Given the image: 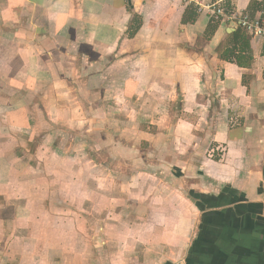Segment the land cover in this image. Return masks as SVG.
Wrapping results in <instances>:
<instances>
[{
	"label": "crops",
	"instance_id": "crops-1",
	"mask_svg": "<svg viewBox=\"0 0 264 264\" xmlns=\"http://www.w3.org/2000/svg\"><path fill=\"white\" fill-rule=\"evenodd\" d=\"M214 1L0 0V264H264V39L250 37L235 21L216 22L208 10L198 12V4ZM225 5L264 19V0H225ZM192 6L198 17L184 24ZM227 50L233 62L220 58ZM249 50L252 66L244 60ZM72 88L83 98L68 99ZM139 96L152 110L133 111ZM103 97L109 100L108 118L122 121L151 113L150 119H160L166 104H182L174 129H158L156 135L164 137L156 144L148 133L144 137L178 156L177 162L162 159L174 163L175 171L184 173L180 157L188 161L204 153L202 147L218 158L199 157L189 174L200 182L184 181L179 188L150 183L161 196L174 192L172 201L158 207L157 195H131L139 207L126 217L136 220L139 226L131 230L139 233L111 240L101 260L96 245L84 248L80 224L68 231V217L48 203L31 204L9 173L34 166L33 157L23 164L24 155L32 147L47 148L53 120L68 117L63 109L69 102L87 99L99 108ZM213 100L225 108L221 112L229 122L205 131L203 138L187 127L190 122L183 128V115L196 120L194 110L208 109ZM117 101L129 104L124 114L117 115ZM182 134L189 145L182 144ZM79 169L61 165L62 191L79 179ZM84 184L78 181L71 196L79 199ZM47 194L49 202L54 199ZM199 196L229 198L221 206L206 203L202 211Z\"/></svg>",
	"mask_w": 264,
	"mask_h": 264
},
{
	"label": "rangeland",
	"instance_id": "rangeland-1",
	"mask_svg": "<svg viewBox=\"0 0 264 264\" xmlns=\"http://www.w3.org/2000/svg\"><path fill=\"white\" fill-rule=\"evenodd\" d=\"M203 81L210 82L204 77ZM77 90L72 88L74 93L70 94L68 99L73 96L83 98ZM207 91L208 95L215 96L211 93L210 88ZM105 92L104 90L103 94ZM163 95L167 97V91ZM139 97L136 98L137 103L134 105L133 111L137 108L139 110H152L151 104L146 105L144 97ZM87 99L82 104H79L78 100L69 102L68 107L63 109L70 113L68 117L53 120L54 136L52 142L48 141L49 139L46 141L47 148L32 147V150L24 155L23 164L29 163L33 157L32 160L36 162L34 166L29 169L17 170L14 173L11 170L9 177H15L12 181L15 187H18L21 196L23 194L27 200H34L33 203L30 202L31 204L36 206L48 203L51 205V209L57 208V212L68 217V231L75 228L74 223L78 226L80 224L79 230L85 233V238H81V241L84 243L86 240L87 242L84 248H91L96 245V251L99 255L97 256L104 260L111 240L122 241L127 238V235L135 238L139 233L138 230H131L139 226L136 224V220L126 217L131 215V211L139 207L138 203L130 201L131 195H133V199L137 197L138 199L140 197L150 199L151 195H155V197L157 195L155 198V200L158 199L155 201L156 207L163 201H172L174 192L171 195L161 196L150 183H169L179 188V185H182L184 181L186 183L200 182L201 179H197L196 174L191 176L189 172L195 173L201 155L209 156L210 154L211 158H218L216 156L218 153L212 152L211 149L205 152L202 147L199 150L200 152L204 151V153L194 154L193 158L188 161L184 160L183 156H179L181 161L186 162L183 164L184 169H182L185 172L175 171L174 163L168 164L162 159L167 157L169 161L177 162L178 156L170 157L168 150L162 152V147H152L145 142L144 137L146 136L145 133H148L147 139L152 144H156V140L164 137L156 135L158 129H174V124L179 122L176 113L182 116L183 106L181 103L166 104L163 107L164 112L160 111L158 114L160 119H150V116L153 115L151 113L147 114L149 118L147 116L142 117V119L134 117L122 121L118 118H108L107 105L109 103L107 101L109 100L103 97L99 108H95L93 101H89L91 102L89 104ZM217 101L213 100L208 109L199 107L194 110L199 114H204L203 116L191 114L197 117L196 120H188V117L183 115V121L181 120L183 128L186 122H190L187 127L202 132L201 138H203L206 135L205 131L213 132L222 122H229L221 112L225 111V108H221ZM117 103V115L124 114V108H128L129 104L126 105L125 101H117ZM222 107L225 105L223 104ZM111 111L115 112L113 109ZM93 113L96 115L93 116ZM178 117L180 118V116ZM233 122L236 124L237 120L232 121V125ZM182 139H184L182 144H187L189 141V137L185 134H182ZM39 142L37 141L36 144ZM14 156L21 157V154H14ZM82 159L85 160L84 165L78 163ZM64 163L68 164V168L72 167L73 164L74 166L78 165L80 169L76 174L79 179L76 178L77 181L73 183V186L62 191L61 180L65 178L59 173V168ZM189 165L192 166L191 171L187 170ZM49 175L53 176L50 180ZM72 175L75 176V173ZM78 181L85 182V190L79 199L71 196L72 193L76 194L72 191L76 190L75 184ZM55 182L56 184H54ZM188 192L182 191V194L188 195ZM47 193L54 194V199L51 198L50 202ZM160 200L162 201L158 203ZM24 203L28 204V202ZM108 212L111 214H107ZM62 221H64L63 217L60 218V224ZM57 234L60 237L61 233L58 232ZM69 235L71 236V234ZM72 238L70 237V239ZM55 241L60 242L59 240ZM38 244H40L39 241Z\"/></svg>",
	"mask_w": 264,
	"mask_h": 264
},
{
	"label": "built area",
	"instance_id": "built-area-1",
	"mask_svg": "<svg viewBox=\"0 0 264 264\" xmlns=\"http://www.w3.org/2000/svg\"><path fill=\"white\" fill-rule=\"evenodd\" d=\"M197 9L198 12L208 10L216 22L235 21L250 37L264 39V19L255 18L249 13L235 10L231 6L225 5V0H215L208 6L198 4Z\"/></svg>",
	"mask_w": 264,
	"mask_h": 264
},
{
	"label": "trees",
	"instance_id": "trees-1",
	"mask_svg": "<svg viewBox=\"0 0 264 264\" xmlns=\"http://www.w3.org/2000/svg\"><path fill=\"white\" fill-rule=\"evenodd\" d=\"M191 8L193 9V11L191 12V18H189L188 12H187V14L185 15L184 20H183L184 24H186L187 22L195 21L196 18L198 17L196 7L192 6ZM237 32H240V31H237ZM245 43L248 44V39H245ZM249 52H250V57H248V59L244 58V60H246V62H248V65L252 66L253 56H252V52L250 50H249ZM232 54H233V52H229L227 50L226 52L222 53L220 58L224 61H227V62H233L234 56H232ZM242 58L243 57H240L239 60L241 61ZM239 60L237 59V63H238V65L241 66L243 63L239 62ZM228 198L229 197H227V196L218 197V198H216V197H209V198L200 197L199 200L201 201V203H204V204L199 203L197 200L196 201H197L198 207L202 211H205L206 210V207H205L206 203H209V205L211 204V205H215V206L216 205L221 206L222 204L226 203L225 201L228 200Z\"/></svg>",
	"mask_w": 264,
	"mask_h": 264
}]
</instances>
